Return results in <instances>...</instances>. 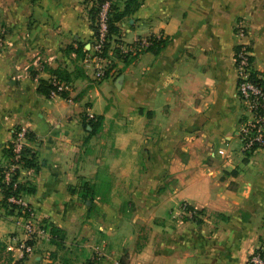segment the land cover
<instances>
[{"label":"crops","instance_id":"1","mask_svg":"<svg viewBox=\"0 0 264 264\" xmlns=\"http://www.w3.org/2000/svg\"><path fill=\"white\" fill-rule=\"evenodd\" d=\"M97 1L0 0V168L26 127L31 165L12 194L65 233L62 249L48 239L25 254L0 181V245L20 264H253L264 254V153H241L234 52L248 44L264 75V0H139L111 41L165 43L115 58L103 80L68 50L91 42ZM125 3L112 0L113 13ZM44 66L78 68L66 98L38 92L54 78ZM85 116L101 117L94 133ZM179 202L198 215L177 217Z\"/></svg>","mask_w":264,"mask_h":264},{"label":"built area","instance_id":"2","mask_svg":"<svg viewBox=\"0 0 264 264\" xmlns=\"http://www.w3.org/2000/svg\"><path fill=\"white\" fill-rule=\"evenodd\" d=\"M111 0H103L94 19L95 31L94 36L87 45H83L85 51L86 63L92 64L96 77H101L107 71L105 69V54L109 55L114 48L119 49L121 54L136 56L147 50L159 37L147 36L137 37L132 42H112L109 37V17L111 14ZM239 34L244 33L243 27H238ZM113 43V46L112 44ZM77 46V45H76ZM74 46V47H76ZM105 46V48H104ZM84 58V59H85ZM234 64L236 71V92L238 99L244 107V114L238 126V138L240 140V149L244 157H248L256 152L264 153V75L258 73L253 66L252 54L248 44H240L234 52ZM53 84L58 90H68V83L56 80L54 77ZM55 91H50V96H54ZM28 137V130L24 126L15 127L12 133V140L7 147L10 153V162L3 166L2 181L9 184L24 163L25 142ZM16 183L13 184L15 187ZM9 201L16 205L17 214L15 223L23 234L21 239V248L31 250V238H37L44 234L42 228L45 223L38 215L37 211L29 204L13 194ZM180 212L188 214L194 218L197 210L188 203H182ZM44 230V228H43ZM44 235L49 237L48 232ZM12 249L11 246H7ZM251 260L254 264H264V255L261 251L252 254Z\"/></svg>","mask_w":264,"mask_h":264},{"label":"trees","instance_id":"3","mask_svg":"<svg viewBox=\"0 0 264 264\" xmlns=\"http://www.w3.org/2000/svg\"><path fill=\"white\" fill-rule=\"evenodd\" d=\"M102 1L103 0H98L94 8L92 9V18L95 19L98 8H99L98 6ZM139 3H140L139 0H126L123 11L117 14L113 13V6H111V14L109 17V37L110 38L112 37V34H115V32L117 31V28L114 26L113 21L117 20L118 18L122 16L130 14L135 8L138 7ZM95 29H96L95 25L93 24V30L95 31ZM164 43L165 42L162 38H158L156 39V41L154 40L153 44L147 50L151 49L153 51H158V49L161 46H163ZM68 50L73 51L74 53H76L78 56H81V57L84 56L85 54L83 45L80 43H78L76 47L70 46ZM112 52H113V55H117L119 53L125 58L126 56H128V55L121 54L119 49L117 48H114ZM43 69L48 71L53 77L56 78V80L64 81L67 83L71 81L72 77H76L79 75L75 70L70 72L66 68L54 69V68H49V67L44 66ZM50 91H55L56 95H59L64 98H66L68 95L67 91L58 90L57 86L53 84V80H44V79L39 80L38 92L50 97ZM100 123H101V117L92 118V117L85 116L83 125L84 127L90 126L91 130L89 131V133H94L99 128ZM25 153H26V150H25ZM24 162H25V165L26 164L31 165L30 159L27 158V156H25ZM2 169L3 167L0 168V181H1L2 187L4 188V197H7L8 194L10 195L14 193L15 189L13 187V184L15 183V176L12 178L9 184H5L2 181ZM15 188L17 190L21 189V187L18 184H16ZM24 189L26 190V188ZM27 189L28 191H31V189L30 190L29 188ZM44 223H46L45 219H44ZM46 227H48L49 242L52 245H55L56 249H62L64 247V237H65L64 230L58 228L52 223H47Z\"/></svg>","mask_w":264,"mask_h":264},{"label":"rangeland","instance_id":"4","mask_svg":"<svg viewBox=\"0 0 264 264\" xmlns=\"http://www.w3.org/2000/svg\"><path fill=\"white\" fill-rule=\"evenodd\" d=\"M112 44V46H113V43H111ZM124 55V54H123ZM75 56H77L79 59H81V60H83V61H85L86 60V56H85V54H84V56H78L76 53H75ZM119 56V57H118ZM105 57H106V60H105V69L107 70L106 72H105V74L103 75V76H101V77H96L95 79L96 80H103V79H107V77H110V75L108 74L109 72H112L113 73V70H114V68H115V70H114V73L115 72H117L118 71V69H117V63H115V61H114V59L115 58H117V59H122V60H124V61H126V62H129V61H131V59H132V56H126V58L125 57H123L122 55H120L119 53L117 54V55H113V52L112 53H110L109 55H107V54H105ZM121 57V58H120ZM85 58V59H84ZM86 62V61H85ZM92 65V64H91ZM92 67H93V65H92ZM78 68H74L73 70H75L78 74L80 73V71L79 70H77ZM93 70H94V67H93ZM94 75H95V73H94ZM240 101V100H239ZM241 103V102H240ZM241 105H242V103H241ZM242 107H243V105H242ZM243 111H244V107H243ZM29 135V134H28ZM9 146V145H8ZM25 150H26V147H25ZM259 153H262V152H259ZM24 160H25V158H24ZM9 162H10V160H9ZM8 162V163H9ZM7 163V164H8ZM25 163V162H24ZM6 164V165H7ZM5 165V166H6ZM27 165V164H26ZM232 171H235V172H237L236 170H232ZM106 183H107V186L109 185V181L106 179ZM109 187V186H108ZM126 202V201H125ZM131 202V201H130ZM182 203H185V202H179L178 203V205H177V208H176V212H175V215L177 216V217H180V218H185V216L186 217H188L189 219H193V218H191V217H189V215L188 214H183V213H181L180 212V209H181V206H182ZM126 204H127V202H126ZM131 204H134V203H132L131 202ZM16 206V205H15ZM17 208V207H16ZM34 208V207H33ZM194 208V207H193ZM35 209V208H34ZM195 209V208H194ZM36 210V209H35ZM197 210V209H196ZM39 216H40V214H38ZM198 215V211H197V214H196V216ZM16 216V215H15ZM41 217V216H40ZM41 219H42V217H41ZM43 222H44V219H43ZM46 224H47V222L45 223V225H44V230H43V228H42V231H44L43 233L45 234V233H47L48 232V227H46ZM144 231V233H145V230H143ZM22 232V231H21ZM44 234H40L39 236H37V238H31L30 240H28L29 242H30V246H31V250H28V251H26V250H24V253L25 254H30V253H36L38 250H39V247L42 245V247L43 248H45L46 247V245H44L45 243H47V241H48V236H46V235H44ZM22 236H23V234H22ZM23 239V238H22ZM12 247V246H11ZM13 250V247H12V249L10 250V249H8L7 248V246H1L0 245V264H20L18 261H15V258L12 256V254H11V252L10 251H12ZM76 251L77 252H79V250L78 249H76ZM261 253H262V251H261ZM263 254V253H262ZM264 255V254H263ZM254 264V263H253Z\"/></svg>","mask_w":264,"mask_h":264}]
</instances>
